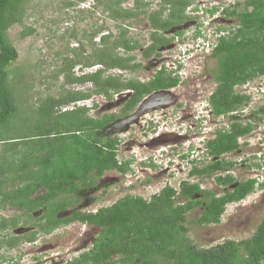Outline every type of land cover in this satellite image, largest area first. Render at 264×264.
<instances>
[{
	"label": "trees",
	"instance_id": "trees-1",
	"mask_svg": "<svg viewBox=\"0 0 264 264\" xmlns=\"http://www.w3.org/2000/svg\"><path fill=\"white\" fill-rule=\"evenodd\" d=\"M27 1L0 0V209L12 206L23 212L1 219L0 227L14 228L22 220L27 225L33 219L31 212L41 209L42 214L31 223L35 231L5 235L6 240H0V245L13 249L20 242L34 241L40 234L80 223L100 231L91 249L67 264H264V217L251 237L239 241L225 239L207 248L198 247L190 240L186 222V214L200 207V215L191 220L193 224H218L228 204L239 202L263 187L255 178L236 182L231 174L218 171H229L234 166L235 162L219 158L236 151L240 138L249 135L264 120V106L253 110L246 121L234 114L245 109L250 99L249 95L237 92L236 87L264 76V0H243L225 8L223 15L237 18V25L234 29H216L219 34H225L220 35L209 54L216 60L212 70L216 86L208 97L210 113L216 119L230 116V122L216 129L214 137L207 140L205 160L212 157L208 164L195 163L189 176L200 178L216 173V184L226 189L217 195L202 190L198 183L181 181L178 191L167 185L149 199L126 195L96 211L78 209L75 193L94 186L105 171L127 173L133 159L118 160V141L98 134L115 116L93 119L87 115L88 108L77 103L92 95L111 100L114 94L134 88V95L123 110L127 114L144 96L175 86L177 79L165 70H158L150 81L139 85L123 82L119 76L104 75L109 70H133L139 66L131 64V56L120 57L115 53L117 48L128 51L141 47L137 41L126 38L128 31L122 28L118 40L93 51L91 63H84L85 67L102 68L74 77L70 71L78 62L66 58L68 63L60 69L61 74L68 71L66 82L90 83L91 90L66 91L56 99L46 98L36 107L28 102L22 105L9 78V67L17 59V50L8 38V30L22 22ZM127 1L105 0L104 8L115 20L147 15L154 32L150 35L151 43L143 50L145 58L168 43L161 32L191 18L185 10L192 0H160L152 12L148 11V0H132V9L121 8ZM215 12L209 10L210 15ZM101 39L106 44L108 36ZM71 104H75L73 109L62 110ZM252 166L263 168L264 155L261 163L247 167ZM177 198L184 202L178 203ZM68 208L71 209L68 215H59Z\"/></svg>",
	"mask_w": 264,
	"mask_h": 264
},
{
	"label": "rangeland",
	"instance_id": "rangeland-1",
	"mask_svg": "<svg viewBox=\"0 0 264 264\" xmlns=\"http://www.w3.org/2000/svg\"><path fill=\"white\" fill-rule=\"evenodd\" d=\"M242 1L192 0V4L185 10V14L191 18L169 31L161 32L162 36L169 41L166 45L158 48L150 58L143 57V50L151 43L150 35L154 32L146 20V14L139 15L137 19L115 20L110 17L109 11L105 10V0L101 2L96 0H28L25 3L22 22L13 25L8 30V38L17 50V59L9 67V78L13 81L16 96L22 105L28 102L36 107L46 98L56 99L66 91L83 90L87 92V90H91L90 83L82 85L66 82L65 73L68 71L62 74L59 71L65 67V63H68L66 58L78 62L70 71L74 77L102 68L100 65L85 67L84 63H91L93 51L96 52L105 45H112L114 41L118 40L119 31L122 28L128 31L126 38L137 41L141 47L128 51L124 48H117L115 53L120 57L131 56L133 58L131 64H139V66L133 70H109L104 75L119 76L123 82H138L139 85L150 81L152 76L162 69L171 77L178 79L175 88L171 91L175 89L174 92L178 93L186 88L197 91L196 100L193 101L185 114L189 120L187 127H185L186 124L182 126L173 120L163 118L155 124L158 126L156 132L155 129L149 130L154 126L150 125L148 128L145 126L144 128L133 127L127 133L118 135L117 138L120 141L117 144V158L118 160L133 158L131 165L133 172L121 174L117 171H105L90 189L75 193L79 200L75 204L78 209L96 211L100 207L112 205L126 195L149 199L167 185L178 191L181 181L190 184L198 183L202 190H208L217 195L226 189V187L216 184L214 179L216 173L214 176L190 177L187 172L190 166L187 164L182 166L183 172L179 170L177 172H159V166L156 165L159 162V154L166 163L169 158H172L171 150L176 147H173L174 144L165 147L166 144H164L163 147L166 150L163 152L159 151V148L151 150L144 145V142H147L149 136L152 137L154 132L155 135L164 126H166V130L175 133L194 134V144H178L180 152L194 149L191 157H194L200 166L208 164V160H205L206 141L214 137L215 128L226 126L230 122V116L217 119H211L209 116L208 97L216 86L212 72L216 60L209 54L220 35L225 34V32L219 34L216 29L218 27L234 29L237 25V18H227L222 11ZM148 2H150L148 11L152 12L158 7L160 0H148ZM121 8L132 9V0L124 2ZM212 9H215L216 12L210 15L209 10ZM96 31L99 32L95 34ZM197 31L200 32V36L197 35ZM92 34L93 36H91ZM103 35L108 36L106 44L102 42ZM194 41L197 43L195 44ZM199 42H203L204 46ZM203 47L206 52L203 51ZM14 72L16 73L14 74ZM132 91L131 98L135 89L132 88ZM236 91L250 96L249 101L245 104V109L234 113L241 120L246 121L252 115L253 110L264 106V76L258 77L246 85L236 87ZM119 95H124V93L114 94L112 101H107L103 95H92L91 98L78 102L77 106L87 107L89 110L87 115L97 120L105 115L119 112L121 104L110 105L116 98H119ZM181 101L184 102V99L182 98ZM183 102L182 104L186 103V101ZM74 106L75 104H71L63 107L62 110H71ZM176 109L181 114V108L177 107ZM256 126L249 135L240 138V147L236 151L224 154L219 158L235 162L229 171L220 172V174L229 173L236 182L255 178L258 184H263V187L257 188L239 202L228 204L218 224L195 225L191 220H195L200 215V207H195L188 212L186 214L188 236L198 247L207 248L225 239L236 241L247 239L251 237L256 226L264 217V167H247L250 164L261 163L264 155V120L258 122ZM104 135L99 134L103 138L108 137ZM131 139H133L134 145L129 144ZM149 160H154L157 167L154 168L155 170L152 168V172H142L145 169L150 171L143 164L144 162L147 164ZM165 163L161 169L167 166ZM176 200L178 203L184 202L180 198ZM70 212L71 209L68 208L59 215L66 216ZM22 213L15 207L6 206V209H0V222L1 219L9 218L14 214L23 215ZM40 214H42L41 209L31 212L30 215L33 219L27 225H23L22 220L14 228L0 227V240H6L5 235L11 237L35 231L36 228L31 223ZM22 217L25 219V216ZM99 231V228L88 224L74 223L59 227L49 234H40L35 241L20 242L13 249H8L5 244H1L0 264H65L66 261H71L80 254L89 251L93 239L96 238Z\"/></svg>",
	"mask_w": 264,
	"mask_h": 264
},
{
	"label": "flooded vegetation",
	"instance_id": "flooded-vegetation-1",
	"mask_svg": "<svg viewBox=\"0 0 264 264\" xmlns=\"http://www.w3.org/2000/svg\"><path fill=\"white\" fill-rule=\"evenodd\" d=\"M160 47H162V46H160ZM160 70H162V69H160ZM177 75H179V74L177 73ZM177 82H178V79H177ZM173 88H175V86H173L171 88H167V89H164V88L159 89V90H165L168 93L165 95L160 94L159 98L157 100H156V98H152L151 100H148L147 96H150L151 94L144 96L137 103L135 108L127 114H124L123 110L127 109L126 104H128V101L130 100L133 91L131 89V90H126V91L120 92V93H124V95H119V98H116V100L110 104V105L121 104L119 112H117L116 114H112L113 116H115L113 118V120H111L108 124H106V126L102 130L98 131V134H100V133L102 135L105 134L104 136H108L107 139H109V140L120 141L117 138V136L120 135L121 133H127L133 127L134 128H140V127L144 128V126H145L146 128H148L150 125H154L153 128H149V130L155 129V132H156V130H157L156 127H158V126H156L155 124L159 123V119H163V118L173 120L174 122H177V124L179 123L182 126H184L186 124L185 127H187L188 126L187 124H189V120H187L188 117L185 114H186V111L189 110V107L191 106L193 101L196 100V96H197L196 92L197 91L195 89L190 90L189 88H186V90H184V91H179L178 93L177 92L175 93L174 92L175 89L173 91H171ZM159 90H156V91H159ZM170 95H174V96H170ZM93 96H95V95H93ZM182 98L184 99V102L186 101V103L181 101ZM107 101H112V100H107ZM182 102L184 104H182ZM177 107L181 108V114L177 111V109H176ZM136 113H138V114L135 115ZM209 116L212 119L211 113H209ZM131 118H133L132 122H131ZM124 120L126 121L125 123H119V122H122ZM118 123H119V126H118ZM116 124L118 127H116ZM215 125H217V124L215 123ZM216 129H218V128L214 129L213 134H214ZM154 133L152 134V137H150V136L148 137L147 142H144V145L146 147H149L151 150L154 148H156V149L159 148V151H163V152L166 150L163 147L164 144H166L165 147H169L170 144H174L173 147H176V148L171 150L172 151V158L168 157L169 161L166 163H165V160L162 159L161 155L159 154V162H157L158 164H156L159 166V169H160L159 172H177L178 170L180 172H183L184 168H182V166L185 164L190 166V168L188 169L187 172H191L193 170L192 166H194L195 163H198L194 157H191L193 154L192 152H194V149H191V150L188 149L185 151L182 150L180 152L178 144H180V143L183 145L194 144L195 135L189 134L187 132H184L185 134H181V133H175L172 131H168V130H166V126H164L162 129H160L159 132H157L155 135H154ZM129 142H130L129 143L130 145L135 144L133 139H131ZM186 142H188V143H186ZM208 158L209 159H207V160L209 162L212 157H208ZM131 159H133V158H131ZM177 161H178V164H176ZM153 163H154V160H153ZM164 163L167 166H165L164 168L161 169V166H163ZM156 165L154 164V168L157 167ZM172 166H175V167H172ZM146 168L150 169V171L145 169V170H142V172H152L153 170H155L154 168H153V170H152V168H149V167H146ZM130 169H132V168H130ZM128 172H133V170H130ZM218 172H226V171L222 170V171H218ZM188 175H189V173H188ZM88 189H90V188H87V190ZM83 190H86V189H80L78 192L83 191ZM61 227H64V226H61ZM68 262L69 261H66L65 264H67ZM12 264H15V263H12Z\"/></svg>",
	"mask_w": 264,
	"mask_h": 264
},
{
	"label": "water",
	"instance_id": "water-1",
	"mask_svg": "<svg viewBox=\"0 0 264 264\" xmlns=\"http://www.w3.org/2000/svg\"><path fill=\"white\" fill-rule=\"evenodd\" d=\"M168 92L165 91V90H159V91H155L154 93H152L150 96L147 97L148 100H151L152 98H156V100L159 98V95H165L167 94ZM146 99V100H147ZM138 113H136L135 115H137ZM133 121V118H131V122ZM126 121H122V122H119V123H125ZM119 123H118V126H119ZM130 123V122H129ZM117 124H116V127H118Z\"/></svg>",
	"mask_w": 264,
	"mask_h": 264
},
{
	"label": "clouds",
	"instance_id": "clouds-1",
	"mask_svg": "<svg viewBox=\"0 0 264 264\" xmlns=\"http://www.w3.org/2000/svg\"><path fill=\"white\" fill-rule=\"evenodd\" d=\"M207 39V38H206ZM194 43L196 44L197 43V41H194ZM202 46H204L203 45V42H199ZM202 51V50H201ZM203 51L204 52H206L205 51V49H204V47H203ZM156 91V90H155ZM155 91H153V93L155 92ZM152 94V93H151ZM148 97V96H147ZM212 118H214L213 116H212ZM211 139V138H210ZM209 140V139H208ZM119 142V141H118ZM207 142V141H206ZM206 144V143H205ZM125 160V159H124ZM146 167H149V168H154V164L155 163H153V160H149L148 162H147V164H145V162L143 163ZM132 165V164H131ZM190 177H193V176H190Z\"/></svg>",
	"mask_w": 264,
	"mask_h": 264
}]
</instances>
